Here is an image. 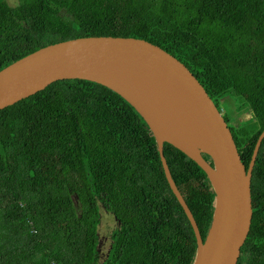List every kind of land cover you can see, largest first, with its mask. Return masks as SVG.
Returning a JSON list of instances; mask_svg holds the SVG:
<instances>
[{
    "label": "trees",
    "instance_id": "16d2710c",
    "mask_svg": "<svg viewBox=\"0 0 264 264\" xmlns=\"http://www.w3.org/2000/svg\"><path fill=\"white\" fill-rule=\"evenodd\" d=\"M86 37L147 41L183 64L213 103L237 99L235 109L251 118L229 129L248 168L264 130V0H0V71ZM163 153L204 240L209 181L172 146ZM250 191L237 264H264V139ZM101 209L117 226L104 255ZM195 249L155 140L118 95L59 81L0 111V264H192Z\"/></svg>",
    "mask_w": 264,
    "mask_h": 264
},
{
    "label": "water",
    "instance_id": "95a60500",
    "mask_svg": "<svg viewBox=\"0 0 264 264\" xmlns=\"http://www.w3.org/2000/svg\"><path fill=\"white\" fill-rule=\"evenodd\" d=\"M68 80L107 88L144 121L155 140L168 186L193 230L192 264H237L251 226V178L264 130L246 169L222 113L198 80L173 56L136 38L69 40L12 63L0 71V111ZM164 144L193 161L209 181L214 202L204 240L172 180Z\"/></svg>",
    "mask_w": 264,
    "mask_h": 264
},
{
    "label": "rangeland",
    "instance_id": "374dc122",
    "mask_svg": "<svg viewBox=\"0 0 264 264\" xmlns=\"http://www.w3.org/2000/svg\"><path fill=\"white\" fill-rule=\"evenodd\" d=\"M10 6H15L17 0H5ZM233 100V99H232ZM235 103H238L237 99L233 100ZM233 101H229L227 104L226 101H223L220 105L221 113H225L228 116L230 121V126H235L237 122L247 121L251 118L250 114L244 110L237 111L236 104ZM235 118V120H233ZM116 229L117 226L114 222V218L111 214L105 212L104 209L100 210V224L98 226V236L100 240L99 249L101 250L102 255L105 254L109 247L110 235L113 229Z\"/></svg>",
    "mask_w": 264,
    "mask_h": 264
},
{
    "label": "flooded vegetation",
    "instance_id": "af4514ba",
    "mask_svg": "<svg viewBox=\"0 0 264 264\" xmlns=\"http://www.w3.org/2000/svg\"><path fill=\"white\" fill-rule=\"evenodd\" d=\"M215 104V103H214ZM215 106L217 107V109L220 111V104H215ZM221 112V111H220ZM222 116H223V119L224 121L226 122V124L228 125V127L230 128L231 126L229 125L230 124V121L228 119V116H226L225 113H222Z\"/></svg>",
    "mask_w": 264,
    "mask_h": 264
},
{
    "label": "built area",
    "instance_id": "2783aa9c",
    "mask_svg": "<svg viewBox=\"0 0 264 264\" xmlns=\"http://www.w3.org/2000/svg\"><path fill=\"white\" fill-rule=\"evenodd\" d=\"M50 264H53V263H50Z\"/></svg>",
    "mask_w": 264,
    "mask_h": 264
}]
</instances>
